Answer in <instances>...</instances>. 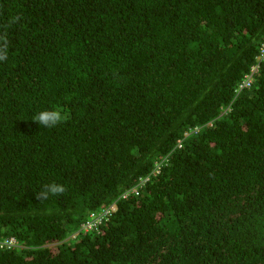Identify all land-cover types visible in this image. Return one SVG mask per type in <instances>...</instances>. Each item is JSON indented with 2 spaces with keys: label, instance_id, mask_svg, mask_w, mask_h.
Returning a JSON list of instances; mask_svg holds the SVG:
<instances>
[{
  "label": "trees",
  "instance_id": "16d2710c",
  "mask_svg": "<svg viewBox=\"0 0 264 264\" xmlns=\"http://www.w3.org/2000/svg\"><path fill=\"white\" fill-rule=\"evenodd\" d=\"M5 40L0 264H264V0H0Z\"/></svg>",
  "mask_w": 264,
  "mask_h": 264
},
{
  "label": "clouds",
  "instance_id": "9594fccd",
  "mask_svg": "<svg viewBox=\"0 0 264 264\" xmlns=\"http://www.w3.org/2000/svg\"><path fill=\"white\" fill-rule=\"evenodd\" d=\"M7 48H8V42L5 40L4 43L0 45V61L7 60ZM242 82L239 84V88ZM32 120L37 122L39 125H43L45 128H55L57 125L65 122L67 120V116L64 115L59 109H44L36 113L32 117ZM66 191L67 189L63 184L50 182L43 185L41 191L37 192L36 195L38 200L41 201V200H46L49 197V195L60 196L64 194ZM89 215L83 222L80 223L79 228L73 232V237H76L80 233H84V232L86 233L89 231L83 229V225L89 219ZM14 246L16 247L18 246L15 240H14Z\"/></svg>",
  "mask_w": 264,
  "mask_h": 264
},
{
  "label": "built area",
  "instance_id": "2783aa9c",
  "mask_svg": "<svg viewBox=\"0 0 264 264\" xmlns=\"http://www.w3.org/2000/svg\"><path fill=\"white\" fill-rule=\"evenodd\" d=\"M249 82H250V78L247 76L246 79L243 80L242 84L240 85V88L244 86H248ZM157 172L158 169L154 171V174H156ZM147 181H148V177L140 178L139 181L137 182L138 184L133 188H131L130 192L134 193L135 195H138L140 188H142ZM110 215H111V206L103 208L102 211L98 214L91 213L89 215V219L84 223L83 229L84 230H91L93 228L96 229L97 226L100 225L103 220H107ZM12 243H14L13 238L10 239L9 245H11Z\"/></svg>",
  "mask_w": 264,
  "mask_h": 264
},
{
  "label": "bare ground",
  "instance_id": "6f19581e",
  "mask_svg": "<svg viewBox=\"0 0 264 264\" xmlns=\"http://www.w3.org/2000/svg\"><path fill=\"white\" fill-rule=\"evenodd\" d=\"M164 43V42H163ZM173 47V46H172ZM170 52H171V50H170Z\"/></svg>",
  "mask_w": 264,
  "mask_h": 264
}]
</instances>
